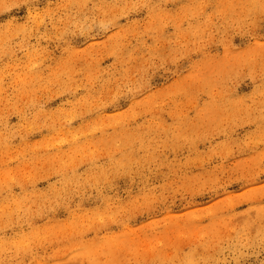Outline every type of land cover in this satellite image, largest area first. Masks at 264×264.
Masks as SVG:
<instances>
[{
  "label": "clouds",
  "instance_id": "clouds-1",
  "mask_svg": "<svg viewBox=\"0 0 264 264\" xmlns=\"http://www.w3.org/2000/svg\"><path fill=\"white\" fill-rule=\"evenodd\" d=\"M0 264H264V0H0Z\"/></svg>",
  "mask_w": 264,
  "mask_h": 264
},
{
  "label": "rangeland",
  "instance_id": "rangeland-1",
  "mask_svg": "<svg viewBox=\"0 0 264 264\" xmlns=\"http://www.w3.org/2000/svg\"><path fill=\"white\" fill-rule=\"evenodd\" d=\"M234 188H235V186H234Z\"/></svg>",
  "mask_w": 264,
  "mask_h": 264
}]
</instances>
